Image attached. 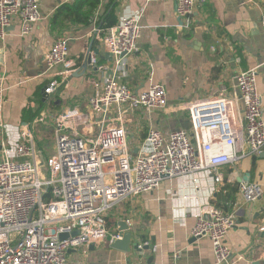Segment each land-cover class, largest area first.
<instances>
[{
  "label": "built area",
  "instance_id": "1",
  "mask_svg": "<svg viewBox=\"0 0 264 264\" xmlns=\"http://www.w3.org/2000/svg\"><path fill=\"white\" fill-rule=\"evenodd\" d=\"M71 1L59 0L57 7ZM204 1L177 0L178 14L185 21L182 26L193 24L197 4ZM41 4L42 0H0V50L12 24L18 22L19 33L25 36L51 15L42 11ZM145 11L144 6L107 29L95 24L94 37L103 42L111 59L99 61L89 51L88 67L110 69V73L104 77L101 92L89 98L87 110L68 106L54 116L56 151L49 160L38 158L33 128H22L14 141L7 132L4 107L8 78L0 73V264H84L80 247L107 240L112 244L122 238L118 229L108 227V212L114 206L158 189L168 177L192 176L196 180L201 172H213L240 157L242 137L233 100L224 94L190 102L189 130L167 131L150 124L144 145L147 150L134 152L127 125L129 114H153L168 105L162 83L151 81L146 90L137 92L123 81L128 56L139 48ZM71 39L70 35L56 39L46 54L48 69L63 68L59 78L44 88L47 95L57 92L73 74ZM235 79L246 120L247 152L259 154L264 149V117L257 70L242 71ZM221 178L218 174L215 179ZM263 192L262 184L256 181H243L239 186L245 202L259 199ZM126 221L131 226V219ZM235 224L233 212L213 203L197 215L191 236L211 240L213 264H234V251L226 238ZM74 230H78L76 235L60 238L61 233ZM137 243L141 249L150 246L148 241Z\"/></svg>",
  "mask_w": 264,
  "mask_h": 264
},
{
  "label": "crops",
  "instance_id": "2",
  "mask_svg": "<svg viewBox=\"0 0 264 264\" xmlns=\"http://www.w3.org/2000/svg\"><path fill=\"white\" fill-rule=\"evenodd\" d=\"M58 2L42 0V11L51 15L38 22L28 35H20L18 22L12 24L0 50L4 56L0 73L8 78L4 107L7 132L14 141L22 128H33L37 147L42 153L45 132L40 127L46 122L36 120L43 118L42 115L50 120L54 118L68 107L62 108V100L87 110L89 98L101 92L104 77L110 73V69L99 70L91 66L78 71L89 51L94 52L99 61L108 60L109 53L103 42L94 37L95 23L88 27L72 26L67 35L72 37L73 74L65 79L57 92L44 96L46 85L59 78V72L63 71L62 66L48 69L46 62V54L57 39L50 30V19ZM107 2L102 0L103 5ZM117 2L119 21L146 7L141 18L144 29L139 48L128 56V73L123 81L137 92L146 90L151 81L159 82L168 93L165 110L153 114L142 111L129 114L127 125L132 131L134 152L147 150L144 145L150 124L167 131L189 130L190 102L217 94L233 100V112L242 138L238 150L240 157L235 162L222 164L213 172H201L196 180L192 176L168 177L158 189L129 197L114 206L108 216H113L117 225L110 229H118L122 218L131 219L130 228L138 237L136 242L148 241L150 246L139 252L140 256L134 250L129 254L112 248L109 264H127L128 257L134 264H213L211 240L208 237L193 240L191 236L197 215L211 203L235 214L236 224L226 238L234 251V264L256 261L264 264V230H261L264 213H260L264 207V192L251 202H245L239 193L243 181L259 182L264 189V149L259 154L247 152L246 120L235 79L240 72L256 68L264 117V0H205L197 4L194 22L189 28L182 26L185 21L178 14L177 0ZM77 71L83 74L77 76ZM42 98L53 99V107L61 106L59 111L39 115ZM50 129L51 140L55 143L54 154L56 142L52 120ZM218 174L222 176L220 181L215 179ZM95 246H88L90 254ZM151 256L153 261L148 263ZM82 259L87 264L85 256Z\"/></svg>",
  "mask_w": 264,
  "mask_h": 264
},
{
  "label": "trees",
  "instance_id": "3",
  "mask_svg": "<svg viewBox=\"0 0 264 264\" xmlns=\"http://www.w3.org/2000/svg\"><path fill=\"white\" fill-rule=\"evenodd\" d=\"M117 6V0H108L105 5L102 4V0H73L64 3L54 11L50 19V30L58 39L67 36L72 26L88 27L95 23L100 28H110L119 22ZM48 102L51 106L55 104V101L42 98L40 110L47 106ZM233 191L236 192L237 189L233 187ZM107 223L109 229L112 228L109 216Z\"/></svg>",
  "mask_w": 264,
  "mask_h": 264
},
{
  "label": "rangeland",
  "instance_id": "4",
  "mask_svg": "<svg viewBox=\"0 0 264 264\" xmlns=\"http://www.w3.org/2000/svg\"><path fill=\"white\" fill-rule=\"evenodd\" d=\"M52 101H54V100L52 99ZM60 105H62V108H63V107H66V105L71 106L72 104H71V102H69V100H64V101L62 100ZM60 107L61 106H59L58 108H55L53 106H50V104L48 102L47 106L44 109H42V111L39 113V115H41V113L43 114V112L53 114V112L59 111ZM42 117H43L44 122H46V123L42 124L40 127L41 131L43 130L45 132V140H44L43 144H41L43 146L44 153L40 152L39 149L37 148V156L41 161H46V160H49L51 158V156L53 155L52 153H53L54 146H55L54 141L51 140L52 133H51V129H50L51 128V120L53 121V118L50 120L49 118H46L45 115H42ZM109 218L111 219L110 221L112 222V225L115 226L114 217L110 216ZM95 245L96 246H95L94 252L92 254H90L88 246L80 247L78 249V253L82 257L85 256V260L87 259V264L88 263H90V264H109V259L111 258V253L113 251V249L111 247V243L109 244L107 241H105L103 243H96ZM87 250L89 252H87ZM131 251L132 250H130V252ZM130 252H129V254H130ZM87 253H88V256H87Z\"/></svg>",
  "mask_w": 264,
  "mask_h": 264
},
{
  "label": "water",
  "instance_id": "5",
  "mask_svg": "<svg viewBox=\"0 0 264 264\" xmlns=\"http://www.w3.org/2000/svg\"><path fill=\"white\" fill-rule=\"evenodd\" d=\"M11 29V28H9ZM91 50V48H90ZM107 59H111V55L107 54ZM4 62V56L3 54L0 53V63ZM91 63V59L89 56H87L85 62L83 63V69L87 70L88 65ZM83 74V73H82ZM81 73H79L78 71L75 73V75H82ZM44 96H47L46 93H44ZM246 178H244L245 180ZM260 213H264V207L260 209ZM259 213V214H260ZM118 230L120 232V234L122 235L121 239H118L116 241H114L111 244V247L124 252V253H129L130 250H134V253H136L138 256H140L139 252H142L143 250H148L149 249V245H145L143 249L138 247V243L136 242V239L138 237L135 236V233L131 230L129 224L127 223V221L125 219H121L119 221V227ZM78 233V230H74L71 234L63 232L60 234V238L61 239H66L71 235H76ZM197 238L193 237V240H195ZM258 250H260V247L257 248ZM262 250L264 251V246L262 247ZM153 256L150 257V259L148 260V263H152L153 261ZM127 264H134L132 262V259L130 257L127 258L126 260ZM261 264L260 261H256L253 264ZM136 264H140L139 262H137Z\"/></svg>",
  "mask_w": 264,
  "mask_h": 264
}]
</instances>
